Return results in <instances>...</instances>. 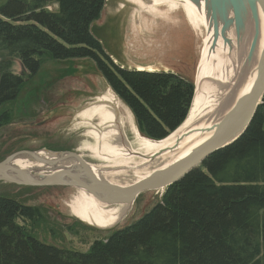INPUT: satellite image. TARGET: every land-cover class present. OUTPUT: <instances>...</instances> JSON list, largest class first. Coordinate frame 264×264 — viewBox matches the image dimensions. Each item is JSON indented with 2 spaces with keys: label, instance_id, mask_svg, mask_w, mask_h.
<instances>
[{
  "label": "water",
  "instance_id": "water-1",
  "mask_svg": "<svg viewBox=\"0 0 264 264\" xmlns=\"http://www.w3.org/2000/svg\"><path fill=\"white\" fill-rule=\"evenodd\" d=\"M89 33L121 71L189 83L184 120L165 138L151 139L92 59L51 61L56 73L47 87L34 90L41 96L31 97L30 108L52 88L56 100L39 116H23L31 122L14 129L15 139L1 151L15 142L0 159V191L69 192L52 208L66 226L112 236L146 215V195L162 204L172 185L247 131L264 98V0H104ZM175 34L188 35L189 44L171 61ZM89 76L99 91H85ZM29 208L40 211L39 204Z\"/></svg>",
  "mask_w": 264,
  "mask_h": 264
},
{
  "label": "trees",
  "instance_id": "trees-1",
  "mask_svg": "<svg viewBox=\"0 0 264 264\" xmlns=\"http://www.w3.org/2000/svg\"><path fill=\"white\" fill-rule=\"evenodd\" d=\"M104 0H0V108L16 100L45 60L92 59L133 111L139 129L160 140L184 120L192 86L172 75L116 68L89 33ZM55 6V10H49ZM17 59L27 74L12 73ZM0 112V127L10 122ZM42 215L0 196V264H264V98L245 134L209 156L132 226L87 253L40 242L19 218Z\"/></svg>",
  "mask_w": 264,
  "mask_h": 264
},
{
  "label": "rangeland",
  "instance_id": "rangeland-1",
  "mask_svg": "<svg viewBox=\"0 0 264 264\" xmlns=\"http://www.w3.org/2000/svg\"><path fill=\"white\" fill-rule=\"evenodd\" d=\"M55 6H50L48 9L49 10H55ZM188 35L185 34H178L172 38L170 42V48L172 50H175L172 53V56H170V60L174 61L176 55H180V49H182V52H184V49L189 43L187 40H189ZM190 53V52H189ZM181 56V55H180ZM189 56V55H188ZM7 57L0 52V61L6 59ZM54 60H45L44 63L41 65L40 70L36 77L30 80V83L27 84L26 82L25 86L19 93L18 97L16 98L15 101H13L10 104L4 105L2 108H0V112L6 110L8 112V116L10 118V121H13L14 124L10 126L9 128H6L10 122L6 123L3 126H6L0 131V159L7 153L11 152L13 149V143L8 145L6 147V150L3 154H1L2 149L10 143L13 139H15V136L13 134H16L14 131L15 128H20L22 126H25L27 123H30L31 121H26L23 116L26 117H34V116H39L41 112H43V109H47L50 107L51 104L56 100V96H54L56 89H50L48 91H44L42 94V99L43 102L39 103L37 102L34 105V109L30 108V100L31 97L34 96H41L39 92L35 94V89L40 87L45 88L47 87V84L49 83L51 79V74H55L56 67H52V62ZM12 66H11V71L13 74L17 76L24 77L26 80L27 74L22 68L20 62L17 59H11ZM51 62V63H50ZM71 84H74V82H69ZM79 84V83H78ZM77 84V86H78ZM81 84H79L80 86ZM84 86L86 87L89 93L95 91H99L100 89V84H98L94 79L89 76L84 83ZM81 91V90H80ZM28 112L26 115L25 113ZM24 119V120H22ZM12 123V122H11ZM25 123V124H24ZM62 125V123L59 122V127ZM9 126V125H8ZM32 126H35V124ZM58 126V125H57ZM64 126V125H63ZM63 126H61L63 128ZM0 127V128H1ZM60 127V128H61ZM13 129V132L10 131ZM28 133H33V132H28ZM61 138H63L65 135L64 133H60ZM15 144L16 146H21L22 144ZM29 143V142H28ZM6 144V145H5ZM2 156V157H1ZM69 192L67 193L64 190L60 189H52V190H34V189H17V188H4L1 189L0 191V196H4L10 199H14L23 206L27 207H36L37 204H39V208L41 213L44 215L43 219L40 216H35L32 219H27V218H19L17 220V223L19 225L25 226L27 230L31 231V233L43 244L53 246L58 249H63V250H68V251H73V252H78V253H87L90 246L94 243V241L100 240V241H105L110 237L112 233L109 234H99L94 232L93 230H90L88 228L83 227L82 225L75 223L70 226H66L67 221L61 219L55 211H53V207H55L56 202L54 199L56 198H66L68 197ZM74 194L71 192V195ZM67 199V198H66ZM143 201V197L141 196L139 198V204L137 207V212L139 208H141V202ZM37 202V204H36ZM158 202L152 201L151 196L146 195L145 201L143 203V207L141 210L143 211L142 214H147L149 213L156 205ZM147 208H144L146 207ZM146 210H144V209ZM140 216L135 219H130L128 221V225H132L135 223L137 220L140 219Z\"/></svg>",
  "mask_w": 264,
  "mask_h": 264
},
{
  "label": "bare ground",
  "instance_id": "bare-ground-1",
  "mask_svg": "<svg viewBox=\"0 0 264 264\" xmlns=\"http://www.w3.org/2000/svg\"><path fill=\"white\" fill-rule=\"evenodd\" d=\"M83 200V203L85 204L86 203V199H82ZM98 219L96 220V222H99V223H108L107 221H109V219H106L105 220V217H97Z\"/></svg>",
  "mask_w": 264,
  "mask_h": 264
},
{
  "label": "flooded vegetation",
  "instance_id": "flooded-vegetation-1",
  "mask_svg": "<svg viewBox=\"0 0 264 264\" xmlns=\"http://www.w3.org/2000/svg\"><path fill=\"white\" fill-rule=\"evenodd\" d=\"M97 241H100V240H97ZM94 242H96V241H94ZM91 246H92V245H91ZM91 246H90V247H91ZM89 249H90V248H89Z\"/></svg>",
  "mask_w": 264,
  "mask_h": 264
}]
</instances>
